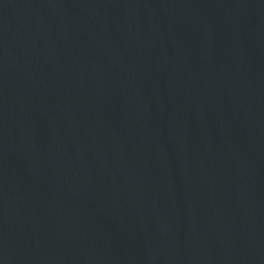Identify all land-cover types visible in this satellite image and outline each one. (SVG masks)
<instances>
[{
  "label": "water",
  "instance_id": "1",
  "mask_svg": "<svg viewBox=\"0 0 264 264\" xmlns=\"http://www.w3.org/2000/svg\"><path fill=\"white\" fill-rule=\"evenodd\" d=\"M0 264H264V0H0Z\"/></svg>",
  "mask_w": 264,
  "mask_h": 264
}]
</instances>
